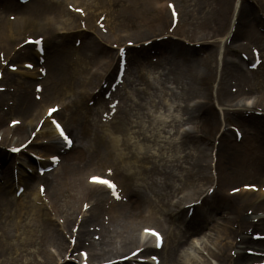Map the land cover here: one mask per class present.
<instances>
[{"label":"rangeland","instance_id":"rangeland-1","mask_svg":"<svg viewBox=\"0 0 264 264\" xmlns=\"http://www.w3.org/2000/svg\"><path fill=\"white\" fill-rule=\"evenodd\" d=\"M31 1L32 0L28 3L30 4ZM172 1L175 3L174 0ZM196 1H198V4H202L204 2V0H180L177 7L179 11V22L173 29L170 24L167 8L162 5V10L166 14V22L161 27L162 29L160 31L159 28L157 29L156 27L154 15L159 18L162 12L152 11V7H154V10H159V4H163L165 0H70V3H67H69L70 6H73V9H80V12L68 9L66 3L62 9L63 12L56 18H53L50 15L47 16V13L38 15L39 21L37 23L45 22L51 25L52 30L54 31V42L51 41L50 36L48 37L43 32L31 30V26L29 24H24V28H22L25 30L19 35L17 32H14L12 34V39H9V37L0 39V62L3 61V64L0 63V72L2 73V71L8 70L13 74V78L16 82L26 81L29 83L28 92L32 99L34 97L33 85L40 76L38 75L39 69H43L46 72L45 77L39 81V84L43 85L45 82L46 84L48 83L47 76L49 74V64L53 60V54H55L56 49L61 51L66 50L67 52L70 51L73 55L82 49L81 52H83L84 56L85 52L88 54L91 51H96L90 55L89 62L91 63L90 68H88L90 74L84 79L82 78L84 74L77 73L75 74V77L78 88L85 96L83 107L86 109H92L94 101H91L89 96L90 93H94L96 90V93H94L95 100L96 96L99 97V100H96L97 104L94 108H96L98 113L95 114L92 112L93 114L91 118L88 117L87 113L85 114V111H90L83 109L82 114L78 116V121L69 119V116H67L69 115L68 111H61L58 116H56V118L65 125L66 130L70 132V136L74 140L73 150L80 145L84 147L85 151V155H82V158L77 157V160L75 161V163H77L80 167L79 171L71 176V179L73 180V178H75V180L69 185L66 184L63 188L62 205L56 209V211H59L49 212L50 217L54 220V223L58 227L57 230L62 233L63 237L65 235L64 240L66 244L69 236L71 235L73 225L71 222V227H63L65 217V212L63 210H67V208L63 205L72 196L75 195L74 200H76V197L79 196L78 193H83V187H81V185L83 186V184L86 183V177H88V175L98 174L107 177H116L121 189L126 194L125 203H128L127 205H129V203H132L133 205L134 198L137 195L142 200H147L151 202V204L153 203L156 209L153 213L154 219L157 224H160L156 225L154 223H147L143 221L139 215L135 218L132 216L131 219L127 221L120 219L116 220V217L114 221L107 220L104 224L107 227V232L104 233L105 236L102 237L101 240L108 244V248L115 251L119 247H122L124 237H127L130 234L138 240L139 244L148 242V244L152 246V240L141 239L139 233L142 227H156L162 230L165 237L164 247L161 251L162 255L159 252L155 254L161 260L160 264H167L163 256L171 245L174 247L175 255V259L172 264H194L192 259L186 257L187 254L191 257L199 256L203 259L208 258L207 254L209 253V250L207 247L209 246L206 245L204 241H206L208 236L214 235L216 230L220 228L219 226H221L222 229V225H218L219 220L216 219L215 221L212 212L210 213V217L206 218L207 223L202 222L198 217L197 220L199 226L194 225L196 231L192 232L187 230L184 223L181 222L184 218L187 219L188 216H186V212H184V215H177V217L181 220L174 217L172 221V218L167 219L163 216L164 214L162 215L163 211L161 210H163L164 207L160 203V200L167 198L165 200H168L169 208L171 209V213L173 215L174 213H177L179 207L187 205L193 199H195L193 202L197 201L196 199H198L200 195V193H196V188L198 187L201 179L194 181V187L184 183L185 178L191 177L192 171L190 167L195 164V155L198 154V150L193 147L191 141L186 143L182 142L184 140L183 136L185 129L190 131L192 126L195 128L197 124L192 120L185 119V121H181V119H179L180 117H183L181 113L182 111L179 110V106H187L190 109L193 107L195 101L199 102V100H202L204 101L203 104L209 101L210 105L208 104L199 109H208L214 114V116H216V120L220 122V126L217 124V128L215 127L211 133L207 131L203 133L199 128L202 146L205 149H208L202 161L197 162L198 166L203 164L204 167L202 172L203 176L201 177H204L202 189L207 184V163L208 153L210 154L211 152L210 145H212L214 141H217L219 143V147L221 146L222 137L217 138L218 133L216 134V132L219 131L220 127L223 129V124L225 125L224 128H228V126L231 127L232 125H239L237 127L244 135L243 141L238 144H234L232 139H228L227 141L225 140L226 144L228 143L231 147L232 160L229 158V161L230 166L232 167V172L226 169L228 174L223 175L222 167L225 164L223 165L221 162L217 165V178L218 181H221L224 184L223 189L226 190L229 187L243 183L259 184L257 185L258 187L262 185L264 186V170L260 171L257 163L250 161V155L254 154L256 156H260V153L263 152L264 120L261 118L252 122L243 120L234 121L227 116V118L232 122L226 121V117H224L225 115H228L226 109L237 110L238 107L229 106L234 99L232 97L228 98L226 93L221 90L224 82L223 77L227 80V91L230 86H232L233 89H236L233 83L230 85V80H232V78L228 76V68L225 64V58H239V54L245 53L244 51L246 48L250 49V47H256L262 54L263 63H261L256 71H253L247 76L245 85L238 87L240 93L237 91L233 94L236 95V98L238 99L241 97H247V99H250L252 105L253 103L254 105L260 106L261 104H264V27L261 25V23L264 22V0H244L246 3L251 5L252 8L254 5L255 10L252 9L250 12L251 14L247 16L244 15L242 17V24L238 25V32L236 30L237 25H235L237 33L234 32L230 42H223V37L228 31L230 22L226 24V22L224 23L222 20L218 25L214 26L215 23H213L209 18L206 16L202 17V12L196 7ZM12 2L19 5L18 0H12ZM19 13L20 12H15L13 9L6 10V12L0 13V20H2L1 17L3 16L9 22H14L17 17L19 19L22 18L23 14ZM9 16L11 18H8ZM191 34L193 35L190 36ZM195 35H198V38ZM26 36H37L43 39L46 56H43V63L40 65L37 64V57L33 50L32 53L28 54L29 57L27 58H23V55L20 56L18 54L17 49ZM165 41L169 43L170 51L163 52L159 50L163 46L161 45L162 42ZM89 42H96L97 44H95L93 49H90ZM127 42L132 44L130 49L133 54L135 53V56L132 54V57L130 55L126 57V68L128 70L126 75H128L134 82L133 95L137 98V100L131 103V105H129V103V106H126V104L121 101L127 103L128 96L122 94L117 97L116 99L119 101L118 110H123V108L126 110H123V112L121 111V113H118L117 110L116 113L112 115L110 119H106L105 122L103 121L104 118H102V114L104 111L106 112L109 110L110 101H107L102 97L101 89L105 88L107 83L114 78L115 70H117V50ZM151 42H155L153 43L155 45L154 47H152ZM199 46H201L204 51H200L199 53L197 52V54L195 53L196 55H193L192 57H190L191 55H188L187 51L185 54V50H188V47L199 48ZM3 47L9 49L8 53H6L7 51ZM156 47L158 48L157 50H159L160 54L155 53ZM231 48L234 49V55H229L228 50ZM150 50H152V52H149ZM172 51L174 52L172 53ZM140 52L142 54L141 58L136 56ZM205 52L212 53V57L210 59H206ZM154 54L159 56L157 61L152 58ZM130 58H134V61L129 63ZM24 60H30L34 69H25L23 67ZM71 60L72 58H68V60L67 58L63 59V63L65 64L67 61L71 62ZM108 62L112 70L111 76L113 77L106 76L107 72H105L104 69H106V64ZM5 63L7 64L4 65ZM72 63L78 64V62ZM10 65L15 67L11 71L7 67ZM207 65L210 67L208 80L209 84L210 77H213L211 82V93H213V96L210 95V99L209 95L207 97H202L200 95V97H197L198 95H191V92L188 91V87L195 82V78L198 74H206ZM190 69L192 72H190ZM25 71L35 74L34 76L37 75L36 78H28V74H26ZM92 74H94L93 77H91ZM15 81H13V83L4 82L2 80L0 81V87L4 88V91L0 93L5 94V98L1 103L2 106L0 105V113L3 114L4 119V126L0 128V139L3 136V133H5L4 131H6L5 129L9 122L12 123L14 120L24 122L20 114L15 111ZM248 90H251L250 93ZM40 96L41 98L43 97L42 95ZM46 99L47 96H45V98L43 97L40 102L41 115L44 112L45 107L56 104H65L67 106V104L69 105V103L73 102L74 97L72 93L64 90L57 96V98L51 100ZM159 102H161L164 106L161 107L158 105ZM168 104H170L171 107H169ZM140 106L143 107V110L140 109ZM219 107L223 109V115L220 116H218L219 113H217ZM256 112L260 113V111ZM145 113L149 114V118L145 117ZM122 118H124L123 129L125 128V124H127V126L125 129L126 131H122L121 128V133H119L120 128L117 129V125L120 124L121 127ZM183 118H186V116ZM166 121L167 124H165ZM180 122L183 124L185 123L184 125L182 124L184 129L181 132L176 133L179 125L181 124ZM45 124L46 127L43 126L41 131L46 134L49 123L46 122ZM168 124L172 125L169 129L166 127ZM198 125L200 127V124ZM106 129L108 130L105 131ZM163 129H165V132H163ZM31 131H33V128L29 127L27 133L23 136L17 135L15 132L10 133L11 135L7 137L6 142H0V149L6 150V148L10 145L23 143L26 141L24 139H27L26 137L32 134ZM247 131H252L257 136L254 141V146H251V141L246 138ZM42 133L36 135L33 142L37 144L46 142V136H43ZM102 135H110V139H115L113 142L116 144L115 148H117V151L122 154L126 152L125 155L127 156L125 157H127L126 161L128 163L120 162L119 165L127 171V174L133 176V179L130 181L128 187H124V185L120 182V178L112 173L111 168L106 169V166L110 167L107 162L111 161V157L108 156V161L104 162L103 160L105 159L94 153L92 149L93 141L99 140V137H102ZM145 136L149 138L148 142L142 141ZM104 142L106 145H109L110 140H104ZM32 147L36 148L35 146ZM124 147L137 155L147 153L152 157L151 160H153L157 166L164 164V168L167 167V169H170V171L166 173H169L172 177L168 180L172 185V193H165L169 194V196L165 197V194H163L161 197L163 192L162 189H164V182L167 179L163 178L161 174L157 175L154 177L155 183L153 184L150 164L145 162H143L144 164H141L136 161L133 156L130 158ZM33 148H30L29 153H21L17 156H10L12 163L9 160L11 164V166L9 164L11 171H8L9 174H11L9 184L4 183L3 178H1L2 173L0 171V187L2 186L4 188L5 194L8 195L9 199L15 200V203L18 204L23 202V198L18 196L16 193L19 183L18 179L20 180L22 174H30L31 172L37 174L38 172H36V168L33 165L27 166L25 165V162H28V164L36 163L37 165L39 164L40 166H43L49 155V152L43 153L37 148ZM55 153L58 157H62V155L58 152ZM262 154H264V152ZM161 156L164 157V160L160 159ZM245 159H248L249 161H245ZM225 167L227 166H224V168ZM213 180L215 181L214 178ZM22 188L24 189L23 186ZM25 190L35 206H40L43 203L46 204V200L48 201L45 197L40 198V200L37 199L36 184L33 190ZM100 192H103L102 196L104 197L107 194L102 190ZM81 196L79 197L80 201L76 204L77 207H75L77 212V221L75 225H77L81 219L85 218V216L89 215L88 211L92 206H94V202L96 203L95 200L89 197L82 199ZM73 204L75 205L74 202ZM73 204L71 202L70 206L73 207ZM85 205L90 208L86 210ZM106 207H108V205H106ZM203 208H206L205 204L197 209L200 211ZM247 208H250V211L254 209L252 206H246L244 209ZM196 211L193 212L191 218H195ZM203 211L204 210H201V212ZM213 211L216 213V218L220 219V213H229V204L227 202H223L222 208L221 206H218ZM257 217L258 215H252V220L256 221ZM249 218L251 219V216ZM253 224L254 225L250 227L251 232L246 236L250 237L252 233L264 235V229L258 226L259 223L256 221V223ZM189 225L190 227L193 226L191 224ZM248 228L249 227H247V229ZM74 230L75 229H73V234ZM241 236L243 235L233 233L228 240L233 241L235 237H239L237 238L239 239V244L236 245L237 250L235 251L242 253V249H239V247L240 245L244 246L245 244L241 242ZM92 240L94 243L99 244V239L96 240L92 237ZM262 242H264V240H262ZM84 246L81 245L80 249H86ZM250 246L253 245L249 244L248 247ZM129 247L127 250L122 249L118 251L119 254L121 253L122 255L129 252ZM34 249L35 248L32 246L29 247V250L31 251ZM43 249L44 253L47 252L51 256L53 259L52 263L54 261L53 264H60L63 260L62 256L64 255V252L60 253L55 246L45 243ZM232 249L231 254L237 253ZM97 251L98 250H96V252ZM25 258L29 257H23L22 261H24ZM209 260V264H215L214 260ZM245 263L246 260L242 259L235 262V264Z\"/></svg>","mask_w":264,"mask_h":264},{"label":"bare ground","instance_id":"bare-ground-1","mask_svg":"<svg viewBox=\"0 0 264 264\" xmlns=\"http://www.w3.org/2000/svg\"><path fill=\"white\" fill-rule=\"evenodd\" d=\"M67 2L70 3V0H32L30 4L28 3L19 6L16 3L12 2V0L11 2L10 0H0V6L2 12H6V10L13 9L15 12H20L21 14H23L21 19L17 17L14 22H7L3 16L1 17L2 20H0V39H4L7 37H9V39H12L13 38L12 34L14 32H17L19 35L25 30L23 29L24 24H29L31 26L30 28L31 30L43 32L48 37L50 36L51 41L54 42L55 39L54 31L52 30L51 25L45 22L37 23L39 21L38 15L47 13V16L50 15L53 18H56L63 12L62 9L64 7V4H66ZM178 2L179 0H175V3H177V5ZM231 3L232 0L230 1L204 0L202 4L201 3L198 4V1H196V7L202 12L203 14L202 17L206 16L213 23H215L214 26H216L222 20L224 21V23L227 22L228 24L229 19L231 18V14L233 18L238 2L236 1V4H235V0L233 2V13H232ZM152 11L162 12L159 18H157L154 15L155 17L154 20L156 21V27L157 29L159 28V30L161 31L162 29L161 27L166 22V14L162 10V8L159 10H154V7H152ZM246 11H247V6H243L242 14ZM195 36L198 37V35ZM89 44H90V49H93V47L97 43L89 42ZM3 48L7 51L6 53H8L9 49H7L6 47ZM163 49H165L166 51H170L168 46L164 47ZM32 50L33 49L31 46L26 45L18 49V54L20 56L23 55V58H27L29 57L28 54L32 53ZM81 50L82 49H80L78 52H76L75 55H73L70 51L67 52L66 50L61 51L56 49L55 54H53V60L49 64V71H48L49 74L47 76L48 83L46 84L45 82V84H43L41 88V95L44 98L45 96H47L46 100L57 98V96L60 95L61 92L64 90L72 93L74 97L73 102L69 103V105L67 104V106L65 104L61 105L60 109L61 110L63 109L62 111L65 112L68 111L69 115L67 116H69V119L75 121L76 120L78 121L79 120L78 116L82 114V110L84 109L83 102L85 100V96L81 93L80 89L76 84L75 74L77 73L84 74V76L82 77L83 79L90 74L88 71V68H90V63H91L89 62L90 55L96 52V51H91L88 54H86L85 52V56H84ZM186 51L189 52L191 50H185V52ZM173 52L174 51H172V53ZM44 54L46 56V51H44ZM188 55L189 56L191 55L190 57H192L194 55V52L188 53ZM212 55H213L212 53H207L205 54V58L210 59ZM136 56H139L141 58L142 55L138 54ZM66 58L67 60L68 58H72L71 62L67 61V63L64 64L63 59ZM72 62H78V64ZM243 66L244 63L242 60H239L236 64L230 63L229 65L232 71V76L236 78V83L238 86H241L244 83L245 76L247 75V69L244 70ZM109 69H110V64L108 62L106 64V69L104 70L105 72H108ZM209 71H210V67L207 65L206 74L201 73L197 75V77L195 78V82L188 87V91L191 92V95H198L197 97L200 96L207 97L209 95L210 97L211 82L213 77L212 78L210 77V84H209L208 82ZM190 72H192L191 69ZM25 73L29 74L27 76L28 78L34 77V74H31L27 71ZM93 76L94 74L91 75V77ZM1 80L4 82H12V83L13 81H15L13 78V74L8 71H4ZM15 83H16L14 85L16 88L15 111L20 114L24 122L20 123L18 126H16L13 129L6 127L5 129L6 131H4L5 133H3L0 142L1 141L6 142L7 137L11 135L10 133L13 132L17 133V135L20 136L25 135L29 127L33 128L36 121L41 117L40 100L35 101L31 98L28 92L29 83H27L26 81H22V82L15 81ZM35 86L36 84L34 85L33 88H35ZM4 98H5V94L0 93V105L3 102ZM203 103L204 102L201 101L195 102L193 107L190 109L187 106H182L181 109L179 108L182 111V113L188 117L187 119L195 120L197 124L196 127L191 130V132L184 134L189 138L188 140L192 142L193 147L198 150V154L195 155V164L190 167L192 171L191 177L185 178L184 180L185 184L194 187V181L197 179L199 180L201 179L199 181L198 187L196 188V193L201 191V187L204 181V177L201 178L203 176L202 173L204 168L203 164L198 166L197 162L202 161L207 151V149H205L202 146L199 128L202 132L207 131L209 133H211V131H213L215 127L217 128V121L213 113L211 112L207 113L206 111H203L202 113L198 114L200 110L199 108H202L204 106ZM261 106L264 107V104H261ZM140 109L143 110V107L140 106ZM145 117L149 118V114L145 113ZM236 117H241V116L239 114H236ZM123 119L124 118H122L121 120L122 122L121 127L120 124L117 125V129L120 128L119 133H121V128L122 131H126L125 129L127 124H125V128L123 129L124 127ZM198 124H200V127ZM3 126H4L3 114L0 113V128ZM164 130L165 129H163V132ZM42 134L43 136H46V139H48L46 142L37 144L32 141L29 144L31 146H35L40 152L43 153H48V152L50 153V151L56 152L62 150V153L64 154L62 158L63 162L60 163L61 166L59 165L60 167L58 169L56 170L53 169L50 172L44 173L43 175H39L33 172H31L30 174L28 173L22 174L20 180L18 179L19 181L18 187L20 186L24 187V191L21 194V197L23 198V202L21 204L15 203V200L13 199H9L8 195L5 194L4 188L2 186L0 187V264H53L54 261L52 263L53 259L51 258V256L47 252L44 253L43 248L45 246V243H49L55 246L60 253L64 252V254L65 253L67 254L69 248V243L68 245L66 244L64 237L62 236L60 231L57 230L58 227L54 223V220L50 217L49 212L59 211V210L56 211V209H58V207L62 205L61 202L63 201V188L66 184L69 185L73 183V181L75 180V178H73L72 180L71 176H73L74 173H77L80 169V167L77 165V163H75V161L77 160V157L82 158V155H85V151H84V147L80 145L77 146L76 149L72 151L63 150V146H60L55 131L51 130V128L50 130L48 129L46 131V134L44 132ZM222 135L224 137V134ZM227 137L230 138L231 136L227 135ZM26 138L27 139L24 140H29L30 137H26ZM104 140L105 139L103 137H99V140L93 141L92 149L94 153L97 156L105 159L103 160L104 162H107L108 156H110L111 161L107 163H109L110 168L113 167V172L117 177L120 178V182L124 185V187H128L130 181L133 179V176L127 174L126 173L127 171L119 165L120 162L128 163L126 161L127 157H125L127 155L117 151V148H115L116 144L111 143L109 145L108 144L106 145ZM142 141L148 142L149 138L145 136V138H143ZM72 146L74 147V144ZM124 149L128 152L127 154H129L130 158L133 156V158H135V160L141 164H144L143 162L150 164L153 184L155 183L154 177L157 175L161 174L163 178L167 179L164 182V189H162L163 192L161 197L165 193H172V189H171L172 185L171 182L169 183L168 181L172 177L169 173H166L170 171V169H167V167L164 168L163 167L164 164L157 166L155 162L151 160L152 157L147 153H141L140 155H137L136 153L130 151L125 147ZM262 151H264V149ZM218 152H219L220 163L222 162L223 165L225 164L224 166H230L229 158L232 154L230 152V149L225 146L224 142H222V145L218 149ZM10 156H12V154H10L8 151L0 149V169L2 173L1 178H3L5 184H9L11 179V174H9L8 172L11 166L10 161L12 163ZM160 159L164 160V157L161 156ZM208 159H209V155H208ZM25 165L37 166L35 163L28 164V162H25ZM48 165H50V162H48ZM48 165L36 167V171H38L39 168H45ZM224 166L222 167L223 175L228 174ZM261 166L264 168V154L262 156V164L260 165V167ZM207 173L209 174V163H207ZM35 184L37 189L36 191L38 197L37 199L40 200L38 195L39 188H43L45 197L46 199H48V202L46 204L43 203L40 206H35L33 204V201L30 200V197L25 189L33 190ZM81 187H83V193H78L79 196L76 197V200H74L75 195L72 196L63 205L67 208V210H63L65 212L63 227L68 228L71 222L72 225L74 226L77 217L76 216L77 212L75 207H77L76 204H78V202L80 201L79 197L81 195H82L81 196L82 199H85V197H89L96 201V203L94 202V206L91 207L90 210L88 211L89 215L85 216V218H83L79 223V227L75 235V247H81V245L83 246L85 245L88 251V255L86 259H82L81 256L79 255L80 261L82 262L85 261L96 264L109 263L114 259L124 257L126 254H128V253H124L121 255V253L119 254L118 251L122 249L127 250L129 246H130L129 250L131 248H134L135 246H138L139 244L138 240L130 234L127 237H124L122 247H119L115 251H113V249L108 248V244L104 243V241L101 240L102 237L105 236L104 233L107 232V227L104 225L107 220L114 221L116 217V220L120 219L123 221H127L131 219L132 216H134L133 218H135L137 215H139L140 218L147 223H154L156 225H160L157 224L154 219L153 213L156 210L155 205L153 203L151 204V202L147 200H142L138 195L135 196L133 205L132 203H129V205H127L128 203H125L123 199L116 201V200H110V198L102 196V192H100L101 187L99 186L85 183L83 184V186L81 185ZM223 187L224 184L220 181L219 187L217 184V188L214 196L212 198L211 197L209 198H211L210 201H212L213 208H216L218 206H221L222 208L223 202L226 201V199L232 200L229 207L230 216L224 218L223 220L224 227H222V229L218 228L215 234L208 236L206 238V241L204 242L206 243V245L209 246L207 248L209 250V256L211 259L215 261L217 260L219 262H224V264H226L225 261L228 264H231L232 262L233 264H235L237 258H247V257L241 253L237 254L236 259L230 257L227 254V251L230 250L232 241H229L228 239L229 237H231V234H233L235 231H237V234H242L244 232L245 230L244 226L247 225L249 221V217L245 215V213H243L244 208L246 206H252L255 209L254 210L255 212L251 211L252 213L264 211V193L259 194L257 197H255L254 193L251 191H239L236 194L229 195L228 193L224 192ZM167 196H169V194H165V197ZM260 197L262 198V200L258 201V198ZM165 199L167 198L160 200L161 205L164 207V209L161 210L163 211L162 215L164 214L163 216L166 217L167 219L172 218V221L174 217L180 219L177 217L176 214H174L171 217L172 213H171V209L169 208V202L168 200ZM71 202L72 204L73 202L75 203V205L73 204L74 205L73 207L70 206ZM106 205H108V207H106ZM211 212L213 213V210H211ZM211 212L207 213L206 215L203 214L202 219L204 218V220H206L207 217H210ZM103 213H105V215H102ZM181 222L184 223V226H186L187 230L189 231L193 230L194 232L196 231L195 229H193L194 224H192L193 226L190 227L188 222L185 223L184 220H181ZM258 225L261 228H264V221H261ZM91 237H93V239H99L100 240L99 244L94 243ZM140 238H144L142 234L140 235ZM241 241L245 244H254L255 246L260 245L251 240L249 241L247 238L244 239V237H242ZM31 246L35 248L33 251L29 250V247ZM139 247L140 246H138V248ZM96 250L98 251L96 252ZM132 251L130 250V253ZM148 251H152V248L151 249H149L148 247L143 248L139 253L144 254ZM25 256H28L29 258H25V260L22 261L23 257ZM138 257L141 256L136 255L135 258ZM163 257L165 258L167 264L173 263L175 259L173 245L169 247V249L165 252V255ZM186 257L192 259L193 260L192 262L194 264H209L208 260L203 259L202 257L199 256L191 257L189 254H187ZM76 259L78 260V258ZM130 262L131 261H128V263ZM61 264H71V263L65 261L62 262Z\"/></svg>","mask_w":264,"mask_h":264},{"label":"snow or ice","instance_id":"snow-or-ice-1","mask_svg":"<svg viewBox=\"0 0 264 264\" xmlns=\"http://www.w3.org/2000/svg\"><path fill=\"white\" fill-rule=\"evenodd\" d=\"M168 7L169 8H173V5L172 4H169ZM77 11H80V9H77ZM173 17H175V12L174 11H173ZM37 43H38V41H37ZM28 67H31V65H28ZM49 111L51 113V112L55 111V109H50ZM13 123H16V122L14 121ZM56 127H57V130L60 132L61 137H63V139L65 140V142L68 143L69 142L68 137L65 136L63 130L60 128V125L59 124H56ZM13 151H18V150L17 149H13ZM56 159L57 158L55 156L52 157V160L53 161H55ZM91 182L92 183H95V184H100V185H103V186L107 187L108 189L112 190L113 196H115L116 198H118V196H117V194L115 192V185L112 184L111 181L102 179L100 177H92L91 178ZM246 187H251V188L254 189L255 186L254 185H251V186H246ZM41 191H43V188H41ZM233 191H236V189H234ZM85 208H87V205H85ZM145 232H147V233L155 236L157 247H159L160 244H161V237H160L159 233L155 232L154 230H149V229H145ZM153 259H155V257H153Z\"/></svg>","mask_w":264,"mask_h":264}]
</instances>
